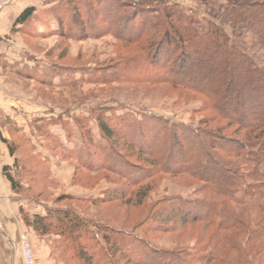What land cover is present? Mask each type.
<instances>
[{
    "label": "rangeland",
    "instance_id": "374dc122",
    "mask_svg": "<svg viewBox=\"0 0 264 264\" xmlns=\"http://www.w3.org/2000/svg\"><path fill=\"white\" fill-rule=\"evenodd\" d=\"M7 2L0 0V9ZM134 4L151 5L158 11L154 14L158 21H163V9H178L195 22L199 34H205L213 24L230 39L231 47L259 65L264 61V51L250 26H234L225 18L227 0H42L41 8L62 12V31L69 36L56 31L53 36L48 32L32 39L19 31L20 41L44 60L28 67L26 79H19L15 70L12 75L0 76L2 85L29 99L28 108L34 106L30 100L43 105L39 116L35 112L20 115L15 109L19 119L26 121L23 127L0 111V148L9 156L5 161L0 151V226L10 223L16 230L24 229L16 238L21 253L18 264H24L22 235L28 237L35 264V253L41 252L39 243L45 239L53 247L50 258L57 264H168L174 260L175 264H206L199 259L212 254L205 231L171 224L174 215L187 209L186 203L203 198L202 184L186 175L161 172L160 165H148L153 158L139 155L136 149L151 142L166 158L172 136L190 134L189 129L215 132L225 123L207 121L211 113L206 112L207 100L202 94L164 80L170 71L174 76L180 74L175 65L180 52L178 44L168 50L161 41L163 32L149 48L151 53L155 51L156 62L144 60L146 55L140 48L148 43L144 39L132 46L117 41L112 25L124 28L126 14L122 9H132ZM74 11L75 24L71 20ZM99 12L100 17L93 16ZM102 16L104 22L99 20ZM129 25L130 35H138L139 27ZM183 49L188 52L187 46ZM132 58L137 62L125 70L124 60ZM187 70L183 72L193 77ZM210 76L216 79V75ZM97 119L107 121L115 135L104 137ZM233 131L231 127L220 135L230 137ZM6 173L13 178L15 188ZM48 209L73 210L92 223L109 226L123 246L121 252L113 254L102 235H93L98 230L88 226L89 234L76 244L91 258L77 260L73 241L58 235L41 238L25 226L24 216L30 220L50 217ZM238 214L246 221L263 220L264 199L241 207Z\"/></svg>",
    "mask_w": 264,
    "mask_h": 264
},
{
    "label": "trees",
    "instance_id": "16d2710c",
    "mask_svg": "<svg viewBox=\"0 0 264 264\" xmlns=\"http://www.w3.org/2000/svg\"><path fill=\"white\" fill-rule=\"evenodd\" d=\"M227 1L225 18L234 26L239 23L250 26L264 51V0ZM136 4L132 9H128L131 8L129 6L122 9L126 14L123 19L124 28L115 29L112 25L117 41L132 46L144 39L148 42L146 46H140L143 47L141 49L143 55H146L144 60L151 59L156 62L155 51L151 53L149 48L156 44V40H160L159 36L163 32L161 41H165L168 50L174 44H178L176 50L180 52L179 58L175 61V65L180 67L178 71L180 74L174 76L170 71V76L166 78L163 76L164 80L202 94L207 100L206 112L211 113L207 121L225 123L215 132L189 129L190 134L194 132L197 134L184 133L181 137L177 134L172 136L166 158L163 153L160 154V149L151 146V142L146 147L143 145L136 149L139 150V155L144 156V153L153 158L152 163L147 162L149 160L146 162L150 166L160 165L161 172L169 175H186L202 184L203 198L186 203L187 209L174 215L171 224L205 231L206 242L213 250L212 254L201 257L199 262L264 264V218L246 221L238 214L241 207H247L257 199H264V61L259 65L251 56L231 47L230 39L213 24H210L205 34H199L193 25L195 22L178 9H163V21H158L154 18L158 11L151 5ZM33 12L32 8L26 9L15 23L23 24ZM72 12L71 9L70 14ZM51 14L55 18L57 16L56 19L59 21L58 34L68 37L69 35L62 31L65 29L62 12L52 10ZM75 14L74 11V17L71 15L74 24L78 21ZM148 14L151 15L150 18ZM99 15L101 12L93 14L100 17ZM99 20L103 21V16ZM129 24L136 25L135 28L139 27L138 35H130ZM163 26L168 27V30H163ZM186 46L187 53L183 49ZM135 59L124 60L123 68L132 69V65L137 62ZM184 68H188L187 71L191 72L193 77L189 78L187 73L183 72ZM212 74L216 75V79H211ZM113 77L117 75L114 74ZM197 81H201L202 84H198ZM97 122L104 137L110 139L115 135L107 121L97 119ZM231 127H234V131L230 137L220 135ZM176 130L177 133L180 132V128ZM139 135L145 140L141 132ZM195 147L198 148L194 150ZM8 148L13 155L11 145ZM6 177L15 188L13 178L7 173ZM47 211L50 217L34 216L30 220L24 216L25 226L41 238L58 235L60 238H68L67 241H73L72 249L78 250L77 260L84 261L85 258L88 261L91 258L86 256L85 249H81L82 245L76 244L83 236L89 234L88 226L98 230L93 232V235L95 234V237L102 235L104 243L113 248L111 249L113 254L121 252L123 246L109 226L92 223L91 220L81 218L73 210ZM52 218L55 222L51 221ZM156 251L148 252L156 254ZM168 256L175 254L168 253ZM168 264H175V260Z\"/></svg>",
    "mask_w": 264,
    "mask_h": 264
},
{
    "label": "crops",
    "instance_id": "0c3cea01",
    "mask_svg": "<svg viewBox=\"0 0 264 264\" xmlns=\"http://www.w3.org/2000/svg\"><path fill=\"white\" fill-rule=\"evenodd\" d=\"M42 0H8V2L0 9V76L5 73L11 74V71L18 73L19 79H26L29 76L28 67L38 65L44 60L41 56L29 51L23 42L20 41V33L22 31L27 38L36 39L43 34L55 35L57 31V23L51 12L41 8ZM28 8L34 9L32 16L23 24H16L20 14ZM28 27V29H27ZM16 66L17 69H14ZM13 69V70H12ZM12 75V74H11ZM7 77V76H6ZM24 94L14 93L11 88L0 83V111L5 112L10 119L14 120L18 126L23 127L26 121L19 118L20 115L35 112L39 116V110L43 105H39L34 101L33 108H28L26 104L29 100ZM18 113H21L20 115ZM14 113L16 117H14ZM1 156L6 161L9 159L8 153L0 148ZM4 161V162H5ZM7 165V163L5 164ZM24 229H14L10 223L0 226V264H18L21 263V253L17 244V237ZM26 230V228H25ZM27 232V231H26ZM33 239V237H31ZM39 251L36 254L37 264H57L56 260L50 258L53 247L48 239L39 243ZM36 260V261H37Z\"/></svg>",
    "mask_w": 264,
    "mask_h": 264
},
{
    "label": "built area",
    "instance_id": "2783aa9c",
    "mask_svg": "<svg viewBox=\"0 0 264 264\" xmlns=\"http://www.w3.org/2000/svg\"><path fill=\"white\" fill-rule=\"evenodd\" d=\"M21 248L24 264H35V257L32 246L28 242L27 235L21 236Z\"/></svg>",
    "mask_w": 264,
    "mask_h": 264
}]
</instances>
